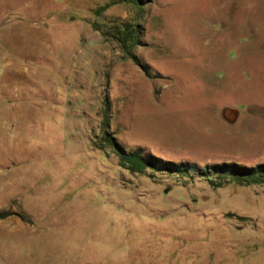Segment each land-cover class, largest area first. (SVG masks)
Returning a JSON list of instances; mask_svg holds the SVG:
<instances>
[{"label": "rangeland", "instance_id": "rangeland-1", "mask_svg": "<svg viewBox=\"0 0 264 264\" xmlns=\"http://www.w3.org/2000/svg\"><path fill=\"white\" fill-rule=\"evenodd\" d=\"M233 162L264 163V0H0V264H264Z\"/></svg>", "mask_w": 264, "mask_h": 264}, {"label": "trees", "instance_id": "trees-1", "mask_svg": "<svg viewBox=\"0 0 264 264\" xmlns=\"http://www.w3.org/2000/svg\"><path fill=\"white\" fill-rule=\"evenodd\" d=\"M117 33V39L124 48H127L128 51L131 52L134 46L138 43L139 33L137 28L135 26L130 28L128 23H123ZM126 155L125 159L132 163L133 170L140 171L145 166V163L142 162V160L133 158L130 154ZM217 171L220 172L221 178L225 181L226 179H233L238 182L264 183V163L257 166H244L237 162H233L217 166Z\"/></svg>", "mask_w": 264, "mask_h": 264}]
</instances>
